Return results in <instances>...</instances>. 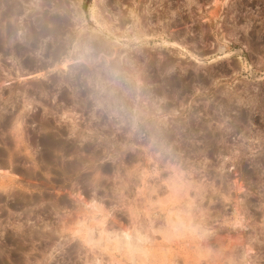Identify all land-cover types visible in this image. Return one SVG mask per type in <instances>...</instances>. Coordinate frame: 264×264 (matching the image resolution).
<instances>
[{
    "label": "rangeland",
    "instance_id": "obj_1",
    "mask_svg": "<svg viewBox=\"0 0 264 264\" xmlns=\"http://www.w3.org/2000/svg\"><path fill=\"white\" fill-rule=\"evenodd\" d=\"M0 264H264V0H0Z\"/></svg>",
    "mask_w": 264,
    "mask_h": 264
}]
</instances>
